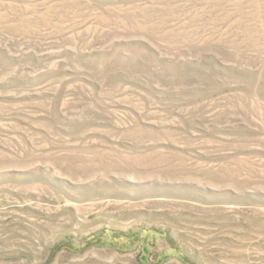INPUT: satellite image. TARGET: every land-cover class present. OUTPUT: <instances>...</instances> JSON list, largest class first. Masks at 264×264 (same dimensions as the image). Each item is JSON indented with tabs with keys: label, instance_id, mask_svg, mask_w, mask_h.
Listing matches in <instances>:
<instances>
[{
	"label": "rangeland",
	"instance_id": "1",
	"mask_svg": "<svg viewBox=\"0 0 264 264\" xmlns=\"http://www.w3.org/2000/svg\"><path fill=\"white\" fill-rule=\"evenodd\" d=\"M0 264H264V0H0Z\"/></svg>",
	"mask_w": 264,
	"mask_h": 264
},
{
	"label": "trees",
	"instance_id": "2",
	"mask_svg": "<svg viewBox=\"0 0 264 264\" xmlns=\"http://www.w3.org/2000/svg\"><path fill=\"white\" fill-rule=\"evenodd\" d=\"M111 235H112L113 237H116L115 233H111ZM118 238H120V237H118ZM126 238H132V236H128V237H126ZM133 238H135V237H133ZM91 242H93V241H91Z\"/></svg>",
	"mask_w": 264,
	"mask_h": 264
}]
</instances>
